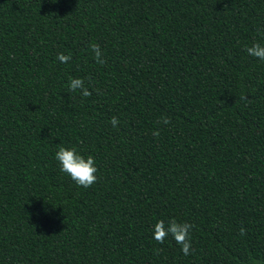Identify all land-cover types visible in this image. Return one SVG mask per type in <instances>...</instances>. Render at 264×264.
Segmentation results:
<instances>
[{
    "label": "trees",
    "instance_id": "trees-1",
    "mask_svg": "<svg viewBox=\"0 0 264 264\" xmlns=\"http://www.w3.org/2000/svg\"><path fill=\"white\" fill-rule=\"evenodd\" d=\"M0 264H264V0H0Z\"/></svg>",
    "mask_w": 264,
    "mask_h": 264
}]
</instances>
